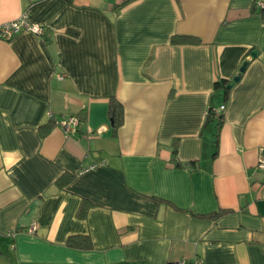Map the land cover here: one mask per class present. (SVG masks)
I'll list each match as a JSON object with an SVG mask.
<instances>
[{
	"label": "crops",
	"instance_id": "0c3cea01",
	"mask_svg": "<svg viewBox=\"0 0 264 264\" xmlns=\"http://www.w3.org/2000/svg\"><path fill=\"white\" fill-rule=\"evenodd\" d=\"M260 2L0 0V264H264Z\"/></svg>",
	"mask_w": 264,
	"mask_h": 264
},
{
	"label": "trees",
	"instance_id": "16d2710c",
	"mask_svg": "<svg viewBox=\"0 0 264 264\" xmlns=\"http://www.w3.org/2000/svg\"><path fill=\"white\" fill-rule=\"evenodd\" d=\"M175 42H190V43H199V39L193 37V36H176L172 39ZM223 85H225V81L221 80V81H217L215 83V87H223ZM109 114L111 116L112 121L114 122L113 126L114 129H116L118 127V125L121 123L122 120V108L119 102H117L115 99H111L109 102ZM217 116L218 119V123L217 125L220 126L221 124V114L215 113V111L213 110H209L208 113V118L212 119L213 117ZM79 131V130H78ZM77 131V132H78ZM76 132V133H77ZM177 150L174 149V154H176ZM175 166H188L191 165V163H186L185 165L182 164L179 160L175 161ZM72 175H69L67 173L62 174L58 179V185L62 186V185H66L69 183V181L71 180ZM91 206V203L86 200L83 199L81 201V204L78 208L77 214L79 217H84L85 213L87 212V209ZM220 213H222V211L220 212H211V213H207V214H195V216L198 217H205V218H213L216 217L217 215H219ZM67 245L70 247H75V248H88L90 246V242H89V237L88 235H84V234H75V235H71L69 236V238L67 239Z\"/></svg>",
	"mask_w": 264,
	"mask_h": 264
},
{
	"label": "built area",
	"instance_id": "2783aa9c",
	"mask_svg": "<svg viewBox=\"0 0 264 264\" xmlns=\"http://www.w3.org/2000/svg\"><path fill=\"white\" fill-rule=\"evenodd\" d=\"M259 4L261 7H264V2H260ZM22 30L29 31L34 34H41L43 31L42 27L31 23L29 21L28 14L24 12L20 17L16 18L15 20L6 22L0 26V39L9 40L14 34ZM223 108L224 106H221V109ZM81 123V120L77 117L70 116L62 120L59 125L65 135H71L75 134L79 130ZM259 166L264 167V159L259 160ZM180 264L185 263L183 262Z\"/></svg>",
	"mask_w": 264,
	"mask_h": 264
},
{
	"label": "water",
	"instance_id": "95a60500",
	"mask_svg": "<svg viewBox=\"0 0 264 264\" xmlns=\"http://www.w3.org/2000/svg\"><path fill=\"white\" fill-rule=\"evenodd\" d=\"M255 53H256V52L253 51V52H252V56H254ZM246 66H247V61H244V62L242 63V65L240 66V68H239V70H238V73H237L235 76H233V78H232V80L229 82V84L226 85V88H227V89H230L234 83H236V82H238V81L240 80L241 75H242V73L245 71Z\"/></svg>",
	"mask_w": 264,
	"mask_h": 264
}]
</instances>
